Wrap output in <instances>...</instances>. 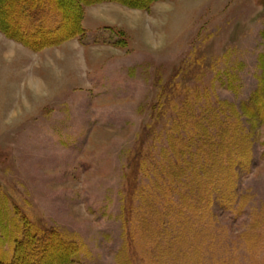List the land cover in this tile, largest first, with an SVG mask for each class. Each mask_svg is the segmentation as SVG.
I'll use <instances>...</instances> for the list:
<instances>
[{
	"label": "rangeland",
	"instance_id": "374dc122",
	"mask_svg": "<svg viewBox=\"0 0 264 264\" xmlns=\"http://www.w3.org/2000/svg\"><path fill=\"white\" fill-rule=\"evenodd\" d=\"M53 1L0 6V256L264 264V0Z\"/></svg>",
	"mask_w": 264,
	"mask_h": 264
},
{
	"label": "trees",
	"instance_id": "16d2710c",
	"mask_svg": "<svg viewBox=\"0 0 264 264\" xmlns=\"http://www.w3.org/2000/svg\"><path fill=\"white\" fill-rule=\"evenodd\" d=\"M37 0H0V6L4 7V9H8V10H11L13 7H15V9H20L21 7V11L23 9H27V7L29 5H31L32 2H34V5H36L37 7H39L40 5H45L47 7H49L50 5V1L49 0H42V2H38V4H36ZM44 1V2H43ZM150 1L152 0H143L142 2V5H145L147 6L148 3H150ZM30 3V4H29ZM59 6V3L57 1H53L52 0V3H51V6ZM31 8V6H30ZM4 11V10H3ZM3 11L0 10V15L3 14ZM3 27V26H2ZM0 26V29L3 30ZM200 136V135H199ZM198 136V138H199ZM203 139L202 137L200 138V140ZM199 140V141H200ZM218 148L222 151H224L225 149L223 147H221L220 145H222V141L221 142H218ZM225 159L227 160V162L229 161L230 157V154L227 153V155H225ZM229 167H230V164L228 163ZM232 169V168H231ZM32 230V229H30ZM30 230H22V240H13V249H12V254L7 256L3 254V251L1 253V256H0V264H27V259L25 257V252H28V250H26V247H27V244L26 243H29L32 242L31 244H36V245H41L43 244L44 242H47V237H46V232L44 230H34L33 232H30ZM26 237V241H24ZM57 239H60V238H57ZM28 240V241H27ZM17 241V242H16ZM16 242V243H15ZM25 248V249H24ZM26 250V251H24ZM52 263L49 262L48 264Z\"/></svg>",
	"mask_w": 264,
	"mask_h": 264
}]
</instances>
